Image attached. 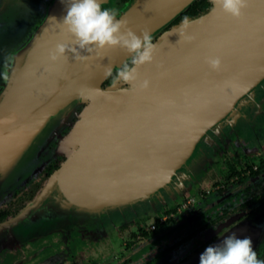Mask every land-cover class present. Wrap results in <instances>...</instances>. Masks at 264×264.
<instances>
[{
    "label": "water",
    "instance_id": "obj_1",
    "mask_svg": "<svg viewBox=\"0 0 264 264\" xmlns=\"http://www.w3.org/2000/svg\"><path fill=\"white\" fill-rule=\"evenodd\" d=\"M193 1L131 0L117 18L152 37ZM209 2L208 10L157 37L153 59L138 66L131 86L101 88L106 69L119 68L130 54L112 47L80 50L86 59L66 52L49 60L58 42L71 44L58 23L68 0H50L0 93V181L50 118L72 103L84 107L57 138L65 160L2 232L11 235L31 222H83L146 199L189 166L205 131L264 76V0H246L239 18ZM213 57L220 59L217 69L207 62ZM233 231L250 237L256 249L264 241V210L224 235ZM200 253L187 264H198Z\"/></svg>",
    "mask_w": 264,
    "mask_h": 264
},
{
    "label": "flooded vegetation",
    "instance_id": "obj_2",
    "mask_svg": "<svg viewBox=\"0 0 264 264\" xmlns=\"http://www.w3.org/2000/svg\"><path fill=\"white\" fill-rule=\"evenodd\" d=\"M128 1L113 0L106 7L115 8L118 15ZM206 2V7L195 14L178 21L175 19L183 11L175 16L152 36V42L172 25L208 10L210 2ZM49 3L50 0H0V93L18 54L41 25L44 9ZM129 61L130 57L124 63ZM117 69L112 70L113 75ZM111 83V77L107 76L101 88ZM83 107L84 104L76 106L72 103L50 118L27 145L12 171L1 179L0 264L4 261L21 264L27 260L26 246L38 235L27 238L25 231L28 228L41 229L43 233L51 226L61 224L72 230L83 228L87 234H97L101 228L113 229L115 236H124L122 251L127 257L118 261H126L125 264L132 261L187 264L207 244L216 242L244 219L264 210L263 76L195 143L189 166L177 169L168 183L146 199L108 209L83 222H31L11 235L2 232L1 226L37 195L65 160L64 155L58 153L57 138L70 130V124ZM198 235L202 237L196 242L198 245H194ZM140 242L143 244L138 247ZM255 251L257 258L264 260V241ZM29 261L59 264L54 258ZM97 261L111 260L101 258Z\"/></svg>",
    "mask_w": 264,
    "mask_h": 264
},
{
    "label": "clouds",
    "instance_id": "obj_3",
    "mask_svg": "<svg viewBox=\"0 0 264 264\" xmlns=\"http://www.w3.org/2000/svg\"><path fill=\"white\" fill-rule=\"evenodd\" d=\"M213 3L224 13L239 18L246 0H213ZM102 4L103 0H68L58 23L70 35L71 44L58 42L49 52V60L56 61L64 57L66 52H71L74 58L86 59L80 55V50L91 52L120 47L130 54V61L119 67L114 75L111 68L106 69L105 74L111 77L113 84L131 86L137 78L138 66L153 59L156 45L148 32L138 35L126 28L124 21L117 18V10L102 7ZM207 62L212 69L220 66L219 57L209 58ZM147 85L148 81L145 80L141 86ZM198 264H264V260L257 258L250 237L238 236L233 231L207 244L199 254Z\"/></svg>",
    "mask_w": 264,
    "mask_h": 264
},
{
    "label": "rangeland",
    "instance_id": "obj_4",
    "mask_svg": "<svg viewBox=\"0 0 264 264\" xmlns=\"http://www.w3.org/2000/svg\"><path fill=\"white\" fill-rule=\"evenodd\" d=\"M110 1L113 0H105L102 4V7L108 6ZM130 1L131 0L125 3L124 7L130 3ZM168 29H170V27ZM44 184L41 189L44 187ZM64 226L65 225L63 224L59 226H51V228L44 230L43 233H41V229L28 228L25 231L27 238H31L34 234L36 235V233L38 235H36L34 240L30 241L32 242L30 245L27 244L26 246L25 244V246L28 247L26 248L24 254L27 260L21 261V264L57 263L55 261H29V259L49 260V258L58 259L59 264H95L98 262H100V264H125L126 261H118L120 258L127 257L122 251L124 246V236L122 238L115 236V231L113 229L111 230L101 228V231H97V234L91 232L87 234L83 228L72 230L68 227L63 228ZM141 244H143V242H140L138 247L141 246ZM101 258H108L111 261H97ZM88 259L89 261H87ZM4 262V264H12L14 261ZM15 262L16 264H19V261ZM146 262L148 261H132L130 263L146 264ZM165 262L166 261H154L152 264H165Z\"/></svg>",
    "mask_w": 264,
    "mask_h": 264
},
{
    "label": "trees",
    "instance_id": "obj_5",
    "mask_svg": "<svg viewBox=\"0 0 264 264\" xmlns=\"http://www.w3.org/2000/svg\"><path fill=\"white\" fill-rule=\"evenodd\" d=\"M207 5L206 0H195L191 3L179 16L176 21L191 14H195L198 10H203Z\"/></svg>",
    "mask_w": 264,
    "mask_h": 264
}]
</instances>
